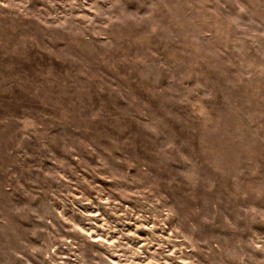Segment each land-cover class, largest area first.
Listing matches in <instances>:
<instances>
[{"label": "rangeland", "instance_id": "374dc122", "mask_svg": "<svg viewBox=\"0 0 264 264\" xmlns=\"http://www.w3.org/2000/svg\"><path fill=\"white\" fill-rule=\"evenodd\" d=\"M0 264H264V0H0Z\"/></svg>", "mask_w": 264, "mask_h": 264}]
</instances>
